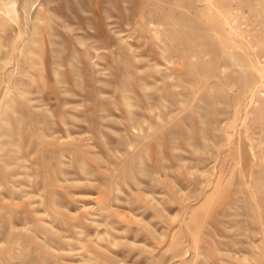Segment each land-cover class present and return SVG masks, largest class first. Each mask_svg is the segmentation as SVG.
Returning a JSON list of instances; mask_svg holds the SVG:
<instances>
[{
  "label": "rangeland",
  "instance_id": "374dc122",
  "mask_svg": "<svg viewBox=\"0 0 264 264\" xmlns=\"http://www.w3.org/2000/svg\"><path fill=\"white\" fill-rule=\"evenodd\" d=\"M0 264H264V0H0Z\"/></svg>",
  "mask_w": 264,
  "mask_h": 264
}]
</instances>
